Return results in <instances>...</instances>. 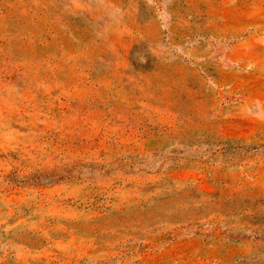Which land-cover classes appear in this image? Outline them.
I'll use <instances>...</instances> for the list:
<instances>
[{
	"label": "rangeland",
	"instance_id": "374dc122",
	"mask_svg": "<svg viewBox=\"0 0 264 264\" xmlns=\"http://www.w3.org/2000/svg\"><path fill=\"white\" fill-rule=\"evenodd\" d=\"M0 264H264V0H0Z\"/></svg>",
	"mask_w": 264,
	"mask_h": 264
}]
</instances>
